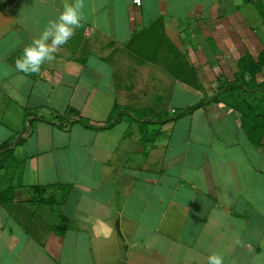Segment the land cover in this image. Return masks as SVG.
<instances>
[{"label":"crops","instance_id":"obj_1","mask_svg":"<svg viewBox=\"0 0 264 264\" xmlns=\"http://www.w3.org/2000/svg\"><path fill=\"white\" fill-rule=\"evenodd\" d=\"M77 2L0 0V191L17 187L0 203V264H264V138L231 105L176 114L256 61L264 0H82L53 59L18 70Z\"/></svg>","mask_w":264,"mask_h":264},{"label":"trees","instance_id":"obj_2","mask_svg":"<svg viewBox=\"0 0 264 264\" xmlns=\"http://www.w3.org/2000/svg\"><path fill=\"white\" fill-rule=\"evenodd\" d=\"M247 57H249V59L250 58L252 59L251 56H245L242 58V62L240 65L241 66V72H239L237 75H235L234 82L228 83L226 85L223 84V86L225 85L224 86L225 89L222 90V92L225 90L223 94L224 95L227 94V96H229L233 100H235L236 104L234 103V101L227 103L228 99H226V98H224V96L220 95L211 101L206 100V101H202L198 104H195V105L187 107V108L178 109L176 111L177 117H181V116H183L189 112L201 109V108H203V107H205L211 103L218 104L221 102V100H223V102L226 103L227 105L231 104V106H233V108L235 110H239V111L241 110V106L245 105L247 107V110L241 116L242 126L249 133L251 141L253 143H255L256 145H260L263 142V138H264V107L261 108V107L246 103L244 95L247 93H250V90L244 89L243 87H245L246 85L239 83V80H244V78L246 79L245 74H247V72L250 70V68H248V65L246 64ZM252 62L255 64L254 65V67L256 68L255 72H258V70H260L261 67L263 66V65H258L259 63L253 61V59H252ZM253 78H255V76H252L251 80H253ZM120 113L121 112H116L114 115L119 117ZM79 122L85 127H89V128H93V129H102L103 128V127L90 126L82 118H80ZM110 126H108V127H110ZM20 143H22V140L16 141V144H20ZM10 147H11V145L9 144V142H5L1 145V148H0V169H3L5 166V163L8 162L9 156L7 157L6 155L12 153V150ZM16 188L17 187H15V186H10L5 190L0 191V203H8L10 201H13L16 198ZM47 189H50V188H31V190H33V191L36 190L38 192H41L38 195V197H35V199H34L37 204L42 203L43 201L45 204L50 202L51 199L46 197V194L48 193V191H50ZM67 229H68L67 219L63 216H60L59 223L54 227V231L58 235H63Z\"/></svg>","mask_w":264,"mask_h":264},{"label":"clouds","instance_id":"obj_3","mask_svg":"<svg viewBox=\"0 0 264 264\" xmlns=\"http://www.w3.org/2000/svg\"><path fill=\"white\" fill-rule=\"evenodd\" d=\"M83 7L82 0L74 6L66 5L58 20L51 21L43 34L23 50V56L16 61L17 69L24 73H38L45 61L52 60L56 49L66 44L75 34V29L81 26ZM223 259L222 254H212L208 257V264H223Z\"/></svg>","mask_w":264,"mask_h":264},{"label":"rangeland","instance_id":"obj_4","mask_svg":"<svg viewBox=\"0 0 264 264\" xmlns=\"http://www.w3.org/2000/svg\"><path fill=\"white\" fill-rule=\"evenodd\" d=\"M263 25H264V22H263ZM261 41H262V45L260 46V48H256V50L260 49V52H259V55H256V61L255 62L259 63L258 65H263V66L261 67L260 70H258V72H255V69H256L254 67L255 64L252 62L251 58L249 59V57H247L246 64L248 65V68H250V70L247 72V74H245L246 79L244 78V80H239V83L245 84L246 88L245 87H243V88L250 90V93H247L244 95L246 103H249V104H252L254 106H258V107L262 108V107H264V92H263L264 91V39H262ZM246 56H251V55L249 53H246ZM235 57L237 58V55H235ZM236 62L238 63V61H236ZM237 65H238V70H235V71L234 70H230V71L224 70L222 72L223 74H225L226 76L228 75L229 77H226L223 75L224 77L219 78L218 79L219 81L218 82L216 81V84H215V80H214L213 86L205 87V89L202 88L203 90L198 93L197 97L196 96L185 97L186 99L187 98L188 99L186 100L185 98H183V99H185L183 101L186 103V105L190 106V105H195V104H198V103H200L202 101H206V100L211 101L214 98H216L217 96L222 95V96H224V98L228 99L227 103L234 101V103L236 104L235 100H233L231 97L227 96V94L224 95L223 93L225 90L223 92H222V90L225 89L224 86L226 84L233 83L234 79H235L234 78L235 75H237L239 72H241V68L239 69V63ZM187 72H190V71H187ZM192 76L193 75L191 73H187V77L189 78V80L191 79ZM252 76H255V78H253V80H251ZM228 80H230V81H228ZM211 82H213V79L211 80ZM223 84H225V85L223 86ZM190 102L193 104H191ZM218 104L224 105L225 107L228 106L223 101L218 103ZM161 105H165V104L161 103ZM209 105H217V104L211 103ZM229 105H231V104H229ZM246 110H247V107L245 105L241 106V110L240 111L238 110L239 116L241 117L246 112ZM2 176H5V172L2 173ZM6 185L7 184H4L3 187H5Z\"/></svg>","mask_w":264,"mask_h":264},{"label":"built area","instance_id":"obj_5","mask_svg":"<svg viewBox=\"0 0 264 264\" xmlns=\"http://www.w3.org/2000/svg\"><path fill=\"white\" fill-rule=\"evenodd\" d=\"M142 0H135V3L141 5Z\"/></svg>","mask_w":264,"mask_h":264}]
</instances>
